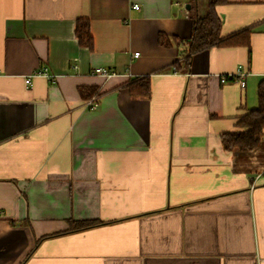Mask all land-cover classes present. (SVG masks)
I'll return each mask as SVG.
<instances>
[{
  "label": "crops",
  "instance_id": "obj_1",
  "mask_svg": "<svg viewBox=\"0 0 264 264\" xmlns=\"http://www.w3.org/2000/svg\"><path fill=\"white\" fill-rule=\"evenodd\" d=\"M207 10L0 0V264H264V135L252 152L221 142L259 105L264 0L216 7L221 37L247 43L188 53ZM240 66L245 87L221 82ZM147 77L150 96H132ZM81 222L94 226L70 231Z\"/></svg>",
  "mask_w": 264,
  "mask_h": 264
},
{
  "label": "trees",
  "instance_id": "obj_2",
  "mask_svg": "<svg viewBox=\"0 0 264 264\" xmlns=\"http://www.w3.org/2000/svg\"><path fill=\"white\" fill-rule=\"evenodd\" d=\"M226 2L227 0H208L206 16L198 19L194 24L191 38L188 41V53L193 54L208 47H230L247 43V38H245L247 35L245 32L234 34L226 38L221 37L222 23L216 7ZM75 31L80 45L92 51L94 49V39L91 34L90 21L88 19H78ZM129 91L131 95L135 97H149L151 94L150 79L147 77L133 82L129 85ZM80 95L84 100H90L94 97H98L100 92L96 88H81ZM258 97V107L249 110L246 114L241 116L236 124L235 130L226 132L222 135L221 142L226 151L238 150L240 152H252L259 147L261 137L264 135V80L259 84ZM72 225L70 231L83 230L94 226V224L86 222L73 223ZM65 233L47 236L43 239Z\"/></svg>",
  "mask_w": 264,
  "mask_h": 264
},
{
  "label": "built area",
  "instance_id": "obj_3",
  "mask_svg": "<svg viewBox=\"0 0 264 264\" xmlns=\"http://www.w3.org/2000/svg\"><path fill=\"white\" fill-rule=\"evenodd\" d=\"M134 8L139 9L140 6L136 4V5H134ZM132 55L133 56H139V53L135 52ZM92 74H103V75L111 76L114 73L108 72L107 70H105L103 68H97V69L92 71ZM33 75H43L49 79H52L54 77L53 75H50L48 73L47 69L38 70ZM246 75H247V71H245V69L240 66L234 74H231V76H221L220 80L222 83H226L229 79H232V80L239 82L242 87H245L246 86ZM30 79H31V77L27 78V80H26L27 83H30ZM87 104L92 108L95 107V103L92 101L88 102ZM263 175H264V173H263ZM260 177H261V174L258 175L255 180L257 181Z\"/></svg>",
  "mask_w": 264,
  "mask_h": 264
}]
</instances>
